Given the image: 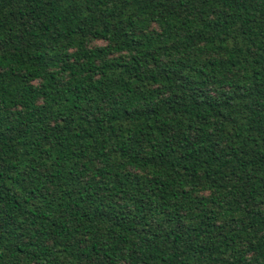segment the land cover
Listing matches in <instances>:
<instances>
[{
	"label": "trees",
	"instance_id": "16d2710c",
	"mask_svg": "<svg viewBox=\"0 0 264 264\" xmlns=\"http://www.w3.org/2000/svg\"><path fill=\"white\" fill-rule=\"evenodd\" d=\"M0 264H264V0H0Z\"/></svg>",
	"mask_w": 264,
	"mask_h": 264
}]
</instances>
